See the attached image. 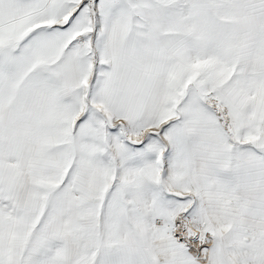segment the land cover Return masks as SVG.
Segmentation results:
<instances>
[{"label": "snow or ice", "instance_id": "snow-or-ice-1", "mask_svg": "<svg viewBox=\"0 0 264 264\" xmlns=\"http://www.w3.org/2000/svg\"><path fill=\"white\" fill-rule=\"evenodd\" d=\"M0 264H264V0H0Z\"/></svg>", "mask_w": 264, "mask_h": 264}]
</instances>
